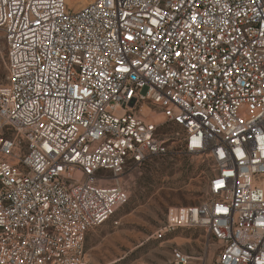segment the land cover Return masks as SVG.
<instances>
[{"label": "built area", "instance_id": "2783aa9c", "mask_svg": "<svg viewBox=\"0 0 264 264\" xmlns=\"http://www.w3.org/2000/svg\"><path fill=\"white\" fill-rule=\"evenodd\" d=\"M0 32V264H89L122 177L169 151L212 174L156 236L202 228L216 264H264V0H0Z\"/></svg>", "mask_w": 264, "mask_h": 264}, {"label": "rangeland", "instance_id": "374dc122", "mask_svg": "<svg viewBox=\"0 0 264 264\" xmlns=\"http://www.w3.org/2000/svg\"><path fill=\"white\" fill-rule=\"evenodd\" d=\"M88 1L66 0L72 9ZM4 57L0 32V83L6 76ZM175 129L166 126L165 130L172 133ZM211 174L203 155L184 151H169L131 169L122 177L128 199L111 220L94 227L85 237L89 264H174V249L189 255L188 264H216L219 247L202 228H179L161 238L155 234L169 207L197 204L206 197ZM114 219L118 225L113 224Z\"/></svg>", "mask_w": 264, "mask_h": 264}]
</instances>
